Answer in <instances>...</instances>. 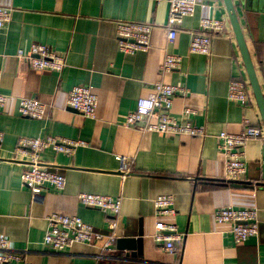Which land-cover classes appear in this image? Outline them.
Returning <instances> with one entry per match:
<instances>
[{
    "label": "crops",
    "instance_id": "obj_1",
    "mask_svg": "<svg viewBox=\"0 0 264 264\" xmlns=\"http://www.w3.org/2000/svg\"><path fill=\"white\" fill-rule=\"evenodd\" d=\"M246 47L264 96V0H232ZM195 13L185 18L176 40L169 44L163 26L169 0H0L11 10L10 22L0 33V93L7 97L0 111V235L22 258L17 264H264V140L245 147L248 186L232 187L225 179L224 157L217 151L220 131L237 134L247 118L264 126L251 91L240 51L223 0H196ZM223 22L224 32L214 37L211 56L187 54L178 69L161 75L166 54L187 52L188 33L201 19ZM118 22L154 26L147 52L123 55L116 48ZM43 45L66 61L60 73L34 71L18 50ZM162 81L183 87L185 97H175L168 114L182 123V111L194 112L191 123L204 126V139L142 133L124 127L136 102ZM239 81L251 94L248 108L227 100L228 85ZM88 86L97 98L94 117L84 118L66 107L69 91ZM21 98L47 106L46 118L20 117ZM58 137L80 140L85 147L72 156L45 150L40 165L65 177L61 193L42 191L33 201L22 186L26 163L13 158L19 138ZM118 156L131 159L127 174L119 173ZM79 193L124 197L117 218V241L109 253L94 246L73 244L62 252L41 242L52 213L76 216L100 233L107 232L110 215L86 208ZM174 199V216H159L153 200ZM256 209L258 234L234 245L229 224L214 221L218 209ZM175 225L182 235L168 252L153 241L157 223ZM142 233L140 251L134 243ZM132 243L134 248H132ZM16 264V263H13Z\"/></svg>",
    "mask_w": 264,
    "mask_h": 264
},
{
    "label": "built area",
    "instance_id": "obj_2",
    "mask_svg": "<svg viewBox=\"0 0 264 264\" xmlns=\"http://www.w3.org/2000/svg\"><path fill=\"white\" fill-rule=\"evenodd\" d=\"M196 0H169L168 17L163 26L166 40L173 43L178 35L185 18L192 17L195 13ZM11 10L0 7V33L10 22ZM154 26L139 22H118L116 25V48L123 55H133L137 52H147L152 47V34ZM224 32L223 22L217 19H201L196 32L188 33L187 52L183 54H166L159 66L161 75L178 69L187 54L211 56V46L214 37ZM16 58L24 59L30 69L34 71H51L60 74L66 67L65 58L50 48L43 45H31L28 51L18 50ZM0 71V79H1ZM264 77V72H263ZM187 91L183 87L172 86L155 81L153 92L137 100L135 109L128 113L124 127L135 129L142 133H157L166 136H183L204 139L207 131L204 126L191 123L194 112L189 108L182 111V123L172 118L170 111L175 97H185ZM251 94L245 85L239 81H231L228 85L227 100L248 108ZM7 97L0 93V111L4 108ZM66 107L81 114L84 118L94 117L97 107V98L88 86L73 87L66 99ZM47 106L38 100L21 98L18 102L17 112L20 117L33 120L46 118ZM217 151L224 157V174L228 182H241L246 175L245 147L251 140L263 139V131L252 124L249 119H243V129L240 133L232 134L220 131L215 137ZM3 133L0 132V145ZM80 140L58 137L19 138L14 149L13 158L26 163L20 175V181L32 196V200L40 199L42 191L49 189L61 193L66 185L65 177L50 171L40 165V154L45 150L72 156L75 149L85 147ZM118 171L125 175L131 167V159L118 156ZM77 199L86 208L98 210L110 215L107 232L100 233L91 225L84 223L76 216H65L52 213L46 218L47 229L41 244L55 252H62L73 244L94 246L99 250L97 259L103 253H109L115 246L117 237V218L121 214L124 197H106L88 193H79ZM153 207L159 216H174V199L171 195H159L153 200ZM216 223L229 224V234L234 245L246 242L258 234V221L256 209H218L213 213ZM175 225L157 223L154 227L152 239L157 244H163L168 252L175 250L173 243L181 241L182 235L168 236L175 233ZM22 258L11 247L9 240L0 235V264L20 263Z\"/></svg>",
    "mask_w": 264,
    "mask_h": 264
},
{
    "label": "water",
    "instance_id": "obj_3",
    "mask_svg": "<svg viewBox=\"0 0 264 264\" xmlns=\"http://www.w3.org/2000/svg\"><path fill=\"white\" fill-rule=\"evenodd\" d=\"M223 3L226 8V12H227V15L230 21V25L232 27V31H233L234 37L236 39V42H237V45L240 51V55H241V58L244 64V68L246 71V75L248 78L250 88L253 93V96L257 104L260 117H261V120L264 126V96L262 94L261 87L259 85L254 67L252 65V62H251V59H250V56H249V53L246 47L245 39L242 33L241 26L238 21V17H237L232 0H223ZM231 186L232 187H243V186H248V185L242 182H239V183L233 182L231 183ZM142 237L143 235L140 232L138 235V241L134 243L137 246L135 248L136 250H138V252L140 251L139 249H140V245L142 242L141 241ZM134 244L132 243V248H134Z\"/></svg>",
    "mask_w": 264,
    "mask_h": 264
}]
</instances>
